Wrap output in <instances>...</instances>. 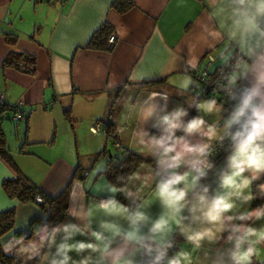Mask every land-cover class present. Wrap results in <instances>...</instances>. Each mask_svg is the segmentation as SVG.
I'll list each match as a JSON object with an SVG mask.
<instances>
[{
  "label": "crops",
  "instance_id": "1",
  "mask_svg": "<svg viewBox=\"0 0 264 264\" xmlns=\"http://www.w3.org/2000/svg\"><path fill=\"white\" fill-rule=\"evenodd\" d=\"M112 1L64 0L49 4L0 0V95L9 106L18 104L24 118L15 122L25 134L9 148L10 164L0 160V212L14 210L13 228L1 238L0 247L22 263L30 253L26 242L34 238L37 226L44 224L46 213L35 202L19 204L7 198L1 188L3 181L15 179L19 173L50 199L67 188L66 210L72 201L84 199L92 204L109 185L103 175L106 158L100 153L113 151L106 136L89 130L95 121H101L110 123L121 147L143 158L133 172L141 179L134 183L147 192L154 161L137 144L135 136L140 129L151 134L157 129L154 121L144 123L138 118L136 106L148 93L165 91L169 95L168 111L178 106L188 108L190 98L199 95L193 74L203 67L213 72L233 55L227 45L207 37L206 0H132L133 6L121 14L111 7ZM102 23L110 26L115 37L112 48L86 49ZM3 33L16 36L12 46L5 44ZM9 51L32 55L34 73L27 75L2 67ZM185 76L194 83L182 92L179 86ZM126 100L133 107L126 108ZM159 104L163 110L165 102ZM188 111L189 119L198 115L195 108ZM207 119L211 122L213 118ZM3 122L5 134L9 127L3 129ZM72 142L73 151L69 150ZM79 149L85 151L84 156ZM224 160L215 164V170L203 181L213 192ZM150 211L154 217L158 215V203ZM175 239L176 251L190 250L178 232ZM260 248V255L254 259L262 263L264 245Z\"/></svg>",
  "mask_w": 264,
  "mask_h": 264
},
{
  "label": "clouds",
  "instance_id": "2",
  "mask_svg": "<svg viewBox=\"0 0 264 264\" xmlns=\"http://www.w3.org/2000/svg\"><path fill=\"white\" fill-rule=\"evenodd\" d=\"M206 7L208 39L233 54L217 81L222 102L193 95L188 108L168 111L167 92L148 93L136 111L157 133L140 129L135 139L154 161L149 190L134 183L139 174L118 176L92 204L72 201L65 221L37 226L25 264H252L260 255L264 204L250 205L264 200V182L253 190L264 175V0H206ZM193 83L185 76L179 87L187 92ZM189 108L198 115L189 119ZM217 147L226 156L213 192L203 181L215 170ZM177 232L191 248L169 255Z\"/></svg>",
  "mask_w": 264,
  "mask_h": 264
},
{
  "label": "trees",
  "instance_id": "3",
  "mask_svg": "<svg viewBox=\"0 0 264 264\" xmlns=\"http://www.w3.org/2000/svg\"><path fill=\"white\" fill-rule=\"evenodd\" d=\"M40 1V0H36ZM133 6L132 0H113L111 7L117 13L121 14L126 12L129 8ZM112 35V30L107 23H102L96 31L92 34L88 43L85 45L86 49L89 50H110L107 43V39ZM4 42L8 46H12L16 40V36L12 33H3ZM113 46V45H112ZM2 67H11L18 70L24 74L32 75L35 71V59L32 55L18 52L9 51L8 54L3 58ZM220 102L222 99L217 98ZM20 113L18 112L17 105L9 106L3 103L0 106V160L4 161L6 164H10L9 153L10 149L6 144L5 136L2 130V122L5 118H8L9 114ZM6 114L7 117H3ZM5 115V116H6ZM67 117V112H65ZM24 118V117H23ZM25 120V119H24ZM103 127V136H106L111 141V146H113V151L110 153L107 150H102L101 156L106 159L103 175L108 180L109 183H116V178L118 176H131L136 168L144 162L141 155L138 153L129 152L128 150L121 147L113 136V128L110 123L101 121H96ZM25 136V134H23ZM114 145L119 147V150L114 148ZM257 182L253 184V190H255ZM119 186V185H118ZM1 188L9 199H15L19 204L33 203L35 197H40L42 200L41 204H38L40 210L45 214L44 223H58L65 217V202L67 195V188L61 193L60 196L54 199L46 197L42 191L28 181L21 174H17L15 179L5 180L2 182ZM118 198L122 203H128L122 195ZM264 202L262 199H255L251 202L252 207H257ZM14 224V210L13 208L4 210L0 212V240L1 238L9 233ZM177 250L176 247L170 251L169 255L174 254ZM39 261L32 260L28 264H38ZM0 264H25L17 260L15 257L3 253L0 247ZM252 264H264L257 262L254 258Z\"/></svg>",
  "mask_w": 264,
  "mask_h": 264
},
{
  "label": "built area",
  "instance_id": "4",
  "mask_svg": "<svg viewBox=\"0 0 264 264\" xmlns=\"http://www.w3.org/2000/svg\"><path fill=\"white\" fill-rule=\"evenodd\" d=\"M40 1H44V2H47L49 4H54L56 2H62L64 0H40ZM114 41H115L114 35L109 36L107 39V43L110 47H112V45L114 44ZM208 61H211V59L209 57H208ZM223 66H224V62L220 66H218L213 72H208L207 68L203 67V68H201V70H198V72L196 74H193V78L197 84V92L202 99L211 98L215 94L217 96V98L223 100V98L219 95L218 89H217V81L219 79L220 71H221V68ZM2 104H3V100H2V96L0 95V106ZM17 106H18V104H17ZM5 115L6 114H3V117H7V115L6 116ZM8 119H10L13 122H15V121L18 122V121L23 119V115L20 113L9 114ZM102 129H103V127L101 126V124L99 122L95 121L91 125L89 130L93 134L97 133V132H101V134H103ZM226 146H227V144H225V148H226ZM114 148L116 150H119V147L117 145H114ZM225 148L217 147V151H216L215 155L212 157L215 164H217L220 160H222L226 156ZM260 180H261V183L264 182V175L261 176ZM34 202L36 204H41L42 200L40 197H35ZM176 245H177V243H176Z\"/></svg>",
  "mask_w": 264,
  "mask_h": 264
},
{
  "label": "rangeland",
  "instance_id": "5",
  "mask_svg": "<svg viewBox=\"0 0 264 264\" xmlns=\"http://www.w3.org/2000/svg\"><path fill=\"white\" fill-rule=\"evenodd\" d=\"M43 122L39 123L38 125L41 126ZM20 124L16 122H9L8 120L4 121L3 122V129L4 127H9L8 131L4 134L5 136V140H6V144L9 148H12L14 146V144L16 142H18V140L22 139L23 140V132L22 130L20 129ZM20 143V142H19ZM70 148L69 150H72L73 151V142L72 144L70 145ZM108 148V147H107ZM110 151H112V148L110 147L109 148ZM79 151L81 152V154L84 156V150L83 149H79ZM257 184L261 183V180H257L256 181Z\"/></svg>",
  "mask_w": 264,
  "mask_h": 264
}]
</instances>
